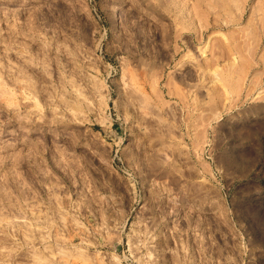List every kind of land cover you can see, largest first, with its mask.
I'll use <instances>...</instances> for the list:
<instances>
[{
    "label": "rangeland",
    "instance_id": "rangeland-1",
    "mask_svg": "<svg viewBox=\"0 0 264 264\" xmlns=\"http://www.w3.org/2000/svg\"><path fill=\"white\" fill-rule=\"evenodd\" d=\"M0 264H264V0H0Z\"/></svg>",
    "mask_w": 264,
    "mask_h": 264
}]
</instances>
